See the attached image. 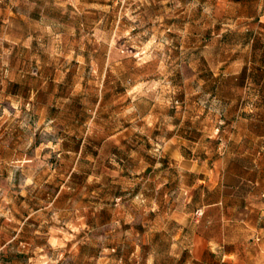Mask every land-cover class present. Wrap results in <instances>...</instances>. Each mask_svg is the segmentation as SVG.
I'll return each instance as SVG.
<instances>
[{
  "label": "rangeland",
  "instance_id": "obj_1",
  "mask_svg": "<svg viewBox=\"0 0 264 264\" xmlns=\"http://www.w3.org/2000/svg\"><path fill=\"white\" fill-rule=\"evenodd\" d=\"M250 9L0 0V264L185 260L171 215L200 218L204 184L191 193L176 158L193 150L209 167L226 125L218 96L255 86L229 77ZM260 19L264 58V7Z\"/></svg>",
  "mask_w": 264,
  "mask_h": 264
},
{
  "label": "crops",
  "instance_id": "obj_2",
  "mask_svg": "<svg viewBox=\"0 0 264 264\" xmlns=\"http://www.w3.org/2000/svg\"><path fill=\"white\" fill-rule=\"evenodd\" d=\"M240 2L251 8L241 16L254 22L242 28L241 65L238 75L230 69L229 77L255 86L247 92L241 88L239 96H218L224 101L220 111L226 125L216 133L221 144L209 167L193 150L176 158L188 177L196 179L188 186L191 193L199 189L200 178L204 184L201 202L194 208L203 210L200 218L186 219L178 210L171 215L174 238L188 240L189 253L181 264H264V58L257 54L263 48V28L257 24L264 0ZM240 98L246 102L237 103Z\"/></svg>",
  "mask_w": 264,
  "mask_h": 264
},
{
  "label": "built area",
  "instance_id": "obj_3",
  "mask_svg": "<svg viewBox=\"0 0 264 264\" xmlns=\"http://www.w3.org/2000/svg\"><path fill=\"white\" fill-rule=\"evenodd\" d=\"M202 213H203V211H202V209L201 208H199V209H196V211H195V215H196V217L198 218L199 216H201L202 215Z\"/></svg>",
  "mask_w": 264,
  "mask_h": 264
}]
</instances>
